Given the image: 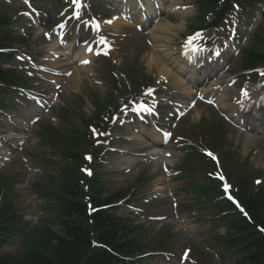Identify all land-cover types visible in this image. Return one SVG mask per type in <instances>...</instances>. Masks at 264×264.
Instances as JSON below:
<instances>
[{
	"label": "trees",
	"instance_id": "obj_1",
	"mask_svg": "<svg viewBox=\"0 0 264 264\" xmlns=\"http://www.w3.org/2000/svg\"><path fill=\"white\" fill-rule=\"evenodd\" d=\"M244 1L256 6L255 4L260 0ZM215 6L218 8V17L223 18L224 13L230 8L229 0H225L221 7ZM6 22L7 19L0 17V47H6L15 40L23 43V39L5 34L3 25ZM10 81L8 73L1 66L0 83ZM114 102V96L111 95L103 105L98 104V116H102L108 106ZM88 123L90 121L85 120V124ZM68 132L69 137L56 135L57 138L53 141L54 146L59 148L56 153L67 163L56 171L55 176L45 180L44 184L40 183L34 187L36 193L56 200L53 205L58 208L56 216L57 220L61 221L62 235L46 232L47 238L54 242L56 250L51 252L44 245L37 246V242L34 246L33 237L25 236L22 246L24 252L18 256L0 254V264H133V259L144 251L167 250V242L163 239L157 241L153 248L145 244L140 246L137 237L128 231L127 219L119 218L112 209H101L103 206L116 203L125 195L119 193L104 197L99 185L94 182L97 174L91 180L87 179L79 167L85 162L84 152L92 149L91 138L86 132L82 133L75 128ZM49 135L54 136L53 133ZM50 163L54 162L45 161L46 165ZM93 182L95 193L91 201L99 208L90 216L87 214L88 207L84 200L85 184ZM208 182L209 185H201L205 187L203 190L205 202L212 204L210 209L214 215L221 216L226 212L220 209L221 206H229L215 196L214 191L219 192L216 182L211 179ZM14 185V182L8 183L5 190L0 185V248L19 236L26 225L20 211L12 203V195L9 191ZM241 200L244 201L253 222L250 223L239 212L226 216L224 221L232 223L233 228H229V234L215 237V240L220 242L219 253L231 257L234 260L232 264H264V233L256 229V225L264 229V195L259 193L250 196L243 193ZM220 221H223L222 217ZM94 242L100 244L99 247H96Z\"/></svg>",
	"mask_w": 264,
	"mask_h": 264
},
{
	"label": "rangeland",
	"instance_id": "obj_2",
	"mask_svg": "<svg viewBox=\"0 0 264 264\" xmlns=\"http://www.w3.org/2000/svg\"><path fill=\"white\" fill-rule=\"evenodd\" d=\"M195 2H197L196 0H193ZM1 4L7 6L6 4L2 3L0 1ZM38 3L40 5H42V8L45 9V11L48 14L47 18H44V20H39V24L36 25L34 24L33 26H27V22L23 23V18H19V20L17 19L18 22H16L15 24V28L14 30H18L17 32L19 34H22L23 30H25L24 32L26 34H29V42H28V46L34 51H44L45 46L48 48H52L51 47V43H48L46 40H44L43 36H42V30H46L47 27H50V24L54 23L56 19H58L57 15L58 13H56L55 10V4L52 0H38ZM10 6L9 10L12 9V7L15 5H17V2L15 0H11L10 1ZM12 5V6H11ZM102 8V5H100ZM195 9L191 8L190 13H186L184 17V15H179V18L176 21H179L182 19H185L187 17H189L190 15L193 14V11H195ZM13 11V9H12ZM105 11V10H103ZM10 16L13 14V12L8 13ZM192 20V19H190ZM189 20V21H190ZM31 23V22H30ZM178 23V22H176ZM23 29V30H22ZM76 37V36H75ZM75 37L73 38L72 41L75 40ZM144 37L141 38H136L135 40H131L128 39L126 40L125 45L131 48H135L138 45H145L144 41H143ZM123 48V47H122ZM148 49V47L145 46V51ZM78 52V51H77ZM63 54H67V52H62ZM126 53V51L122 54L124 56V54ZM120 52L116 53V64L117 65H122L123 61L121 60L120 57ZM45 60L44 63H46V59H41V61L43 62ZM72 61L69 59H60L57 60V62L54 63V65H51V67L53 69H59V70H63V72H72V75L69 76V78L73 77L74 74L76 73V68L75 65H72ZM104 66H107V62L105 63H94L93 68L92 69H88L87 72H83L82 73V81L80 83V86L77 87L75 85H73L72 83H70L69 78L67 77V79H65V81H63V79H61L63 81V86L61 88V90L59 91V99L58 101H56L55 103H57V105L54 106V108L48 112V114L44 113V117L42 119L41 122H38L35 126H33L34 128H32L31 131L28 132V138L29 141L27 143V145L24 147H20L18 146V149L16 150L15 153V160L16 163L15 164H6V161L8 160V156L5 154V150L1 149L0 150V169L2 170L3 167H5L2 171L1 175H10L12 172L13 168H19V172H21L22 175V180L20 181V184L18 185L17 188V194H16V199H15V204L16 206H19L20 208L24 209V212H28L30 210V206L29 204H38V201H41V199H39L37 197L36 194L33 193L31 187L33 185H35L36 183L39 182V177L42 174V171H40L41 169H39V171L37 169L34 168L35 163L31 161V163L26 164L24 160H27L28 156H29V152H35V150L38 147V138L36 137V133L38 132L39 129V124L42 122L45 123H53L55 126L60 127L59 126V120L57 118V115L55 114V111L59 108V106L64 105V104H70V102L76 100V96L77 95H83L85 98V102L86 105L83 106V110H85L87 113L92 114L94 111V106H92L91 102H89L88 100V96L90 97L93 91H96L98 93V95L103 98L104 96V92H106L105 88V82L102 79H105L106 81L108 80V78L105 77H101L100 74H97V71L102 70V68ZM97 69V71H96ZM152 69V68H151ZM151 69L149 67H147V73L151 72L154 76L156 77L157 75V70L154 69L151 71ZM50 76H52L50 73L46 74L44 77L46 78V80H43V83H41V85L46 86V88H52V92L53 94H55V90H53L54 86H51L50 81H48L50 79ZM95 77V78H94ZM102 78V79H101ZM48 81V82H47ZM98 81V83L96 82ZM46 82V83H45ZM24 104V105H23ZM23 104H19V108L22 109V115L23 116V112H30V113H36V109L32 106H30L29 104H27V102H23ZM78 106V105H77ZM211 108L206 109L205 108V113H209ZM200 112V111H199ZM15 115L19 114V109L16 108L14 111ZM4 130H8L9 132L11 131V128L9 127L8 123L6 122H2L0 121V133H3ZM14 134L16 132H13ZM17 134L21 135V132H17ZM230 136L232 138V140H234V144L237 147L243 146L244 147V151L248 152V148H252L253 146V142H258L259 139L257 137H252V139L250 140H245V134L242 133L241 131H238L237 129H235L234 127H232V131L230 133ZM125 137H134L135 141H132L131 143H129L127 149V152L129 154L122 155V154H117L116 156H113L112 158L109 159V161L107 162V166L105 167V171L106 172H113V174L108 175L107 176V180H109V184L108 187L112 189H119V187L123 186L126 187L128 185H130L131 183L134 182V180L136 179V177L138 176V174L141 172V170H145L147 169L149 171L150 176H153L155 178V181L150 184L149 186H153V184L155 183L157 184H163L159 187H163L162 190L166 189V186L164 185L166 182L167 184V188L173 189L174 192H176L177 194H175V196L178 198V202H184L185 204H189L190 207H192L193 205V200H194V194L188 192L187 194L184 191H179L177 190L175 187L180 186L182 183H184L182 181V177H180V175L175 176V178H169L167 174V172L165 171V167H167V165L169 164V166L173 167V165H176L177 168H179V164L181 162V159L184 157L182 153H179L177 155H175L173 158H170L168 155H166V151H170L167 150L166 148H160V147H156L155 149V153H158L160 156H155V163L149 164L148 162H142L140 164H138L137 166H134L135 168H133L131 171H129V173H125L126 169H130L131 167L129 166V162L127 160L130 161L131 159V153H138L141 151H144L146 147L145 144L143 143H138L137 142V137L138 135H134L131 133H128V135H126ZM263 143V140H262ZM20 148L22 150H20ZM24 148V149H23ZM154 153V154H155ZM140 159H142V157L140 156ZM13 162V161H12ZM255 166L257 167H264V159L263 158H255ZM9 163V162H8ZM171 163V164H170ZM38 167V166H36ZM116 171H119L118 174H115ZM141 175L143 176H148L147 174L141 173ZM173 174L171 173V176ZM0 180H3V178H0ZM158 187V186H157ZM36 199L38 201H36ZM44 201L42 202L43 205ZM40 204V203H39ZM38 204V205H39ZM40 207V205H39ZM170 207H168V205H165L164 207V214L170 213ZM43 211V210H42ZM45 213V211H43ZM38 213V212H37ZM39 214V213H38ZM47 214V212H46ZM177 214V213H176ZM180 217H178L177 221H173V227L174 232L176 233L172 244H173V251L175 252L176 255H178V257L176 258H172V260H170L169 258L167 259H162L158 264H189V258H191L192 260H196L197 262H199L200 264H224V259H222L221 257H218L216 254L217 249L215 248H210L209 245V239H208V235H211V233H213V231L211 230V224H210V220H209V216L208 219L205 218L204 216L202 217H197L196 215L192 216V212H187V213H180ZM44 216V215H43ZM171 216H173V220L176 219L175 214L173 213ZM177 216V215H176ZM46 217V215H45ZM45 220V218H44ZM42 222L45 223L46 220ZM139 222H141L139 220ZM172 225V223L169 221V219L165 220L162 225L160 223H155L154 225H150V233H155V231H157L161 226H164L165 224H169ZM35 226V229H32L33 225H30L27 229V233H29L31 237H33V241L32 244L34 246H36L37 242V246L39 245H44L48 250H50L51 252H54L55 246H54V242L52 240H50V238H47L46 232L48 231V229L43 226ZM51 227H48L51 230L52 234H56L59 235L61 233V229H59V227L57 226V224H52L50 223ZM48 226V225H47ZM16 244L9 246L7 249L10 251H17L20 249V243H21V237L16 239ZM189 246H191V248L193 250H191V252H189L190 257L187 260H181L183 262H180V254L182 253V251L185 248H188ZM196 249H200L201 251H203L204 256L199 258L195 255V250Z\"/></svg>",
	"mask_w": 264,
	"mask_h": 264
},
{
	"label": "bare ground",
	"instance_id": "obj_3",
	"mask_svg": "<svg viewBox=\"0 0 264 264\" xmlns=\"http://www.w3.org/2000/svg\"><path fill=\"white\" fill-rule=\"evenodd\" d=\"M117 5H119V4H117ZM171 25H172V23L168 22V23H165L162 27L157 28V30H152L151 31L152 32L151 38H152L153 42L155 43L158 54H160L161 56L164 57V62H168L169 64L173 63V64H176L179 66L178 62L176 61V58L173 56L174 53L172 51V46H171V40L173 39L174 35L168 36V31H167L168 27H170ZM181 27H182L181 24H179V26H177V27L175 26V28L177 30H180ZM156 60H157V58L153 57L151 61H152V63H155ZM153 65L158 68V71L160 72V74H164V75L168 76L169 78L171 77L172 79L176 78V77H174L175 73L173 72L172 68H169L165 65H163V66H160L157 64H153ZM77 68H79V69L76 70L77 72H76L75 76L71 77L69 80H70V83H72L78 87L82 81L81 80L82 79V71L86 70V69L84 66H80ZM180 69L184 70L183 68H180ZM189 75L193 76V72H190ZM225 98L226 97H224V99ZM224 106H226V104L222 103V107H224ZM244 117L245 116H243V115L238 116L237 121H238V123H240V120H241L243 122H246V125H248L249 120L245 119Z\"/></svg>",
	"mask_w": 264,
	"mask_h": 264
},
{
	"label": "snow or ice",
	"instance_id": "obj_4",
	"mask_svg": "<svg viewBox=\"0 0 264 264\" xmlns=\"http://www.w3.org/2000/svg\"><path fill=\"white\" fill-rule=\"evenodd\" d=\"M26 2H27V0H26ZM74 2H75V0H74ZM245 95H247L246 92H245ZM209 155H211V153H209ZM221 179H223V177H221ZM257 183H259V181H257ZM224 187H225V190L227 191V189H228L229 186H228L227 184H225ZM228 198H229V199H232L231 196H229ZM241 211H243V209H241Z\"/></svg>",
	"mask_w": 264,
	"mask_h": 264
}]
</instances>
